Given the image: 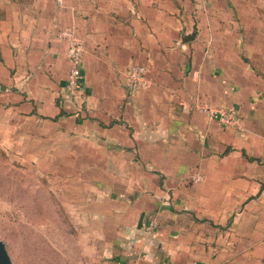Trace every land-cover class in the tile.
Here are the masks:
<instances>
[{"label": "crops", "instance_id": "obj_1", "mask_svg": "<svg viewBox=\"0 0 264 264\" xmlns=\"http://www.w3.org/2000/svg\"><path fill=\"white\" fill-rule=\"evenodd\" d=\"M224 10L210 0H0V141L45 144L41 153L74 156L91 173L71 210L109 264H264V36L229 25ZM62 29L84 44L72 92ZM129 63L148 81L133 94ZM195 103L234 108L242 132Z\"/></svg>", "mask_w": 264, "mask_h": 264}, {"label": "rangeland", "instance_id": "obj_2", "mask_svg": "<svg viewBox=\"0 0 264 264\" xmlns=\"http://www.w3.org/2000/svg\"><path fill=\"white\" fill-rule=\"evenodd\" d=\"M210 2L230 9L224 10L229 25L243 20L247 35L264 36V0ZM29 146L0 141V240L11 264H109L98 239L71 210L85 199L80 179L91 173L75 170L74 156L43 154L45 144Z\"/></svg>", "mask_w": 264, "mask_h": 264}, {"label": "built area", "instance_id": "obj_3", "mask_svg": "<svg viewBox=\"0 0 264 264\" xmlns=\"http://www.w3.org/2000/svg\"><path fill=\"white\" fill-rule=\"evenodd\" d=\"M58 38L66 42L64 55L68 63V71L65 79V88L72 92L77 88L78 79L81 72V61L84 53V44L82 39L71 29H62L56 33ZM146 68L142 64L129 63L124 68V85L128 94L135 93L138 89L145 87L148 81L145 77ZM193 109L203 114L206 118L214 120L221 126L231 127L237 132H242L243 123L239 113L234 108H222L213 106H204L193 104ZM264 148V135L260 137ZM201 179V176L195 174L191 177L192 182ZM156 226L154 219L148 220L145 230L151 232Z\"/></svg>", "mask_w": 264, "mask_h": 264}, {"label": "water", "instance_id": "obj_4", "mask_svg": "<svg viewBox=\"0 0 264 264\" xmlns=\"http://www.w3.org/2000/svg\"><path fill=\"white\" fill-rule=\"evenodd\" d=\"M194 34H187L185 35L182 39H190ZM141 223V217H139L138 222H137V227L140 226ZM0 264H11V260L7 254V251L5 249L4 243L0 240Z\"/></svg>", "mask_w": 264, "mask_h": 264}]
</instances>
